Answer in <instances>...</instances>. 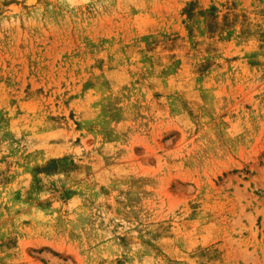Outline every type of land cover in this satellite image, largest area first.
<instances>
[{
  "label": "rangeland",
  "instance_id": "rangeland-1",
  "mask_svg": "<svg viewBox=\"0 0 264 264\" xmlns=\"http://www.w3.org/2000/svg\"><path fill=\"white\" fill-rule=\"evenodd\" d=\"M0 264H264V0H0Z\"/></svg>",
  "mask_w": 264,
  "mask_h": 264
}]
</instances>
